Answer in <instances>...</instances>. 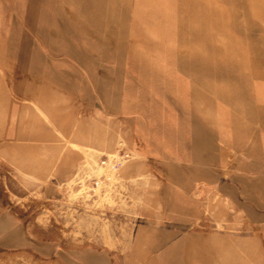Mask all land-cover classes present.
<instances>
[{
    "label": "rangeland",
    "instance_id": "374dc122",
    "mask_svg": "<svg viewBox=\"0 0 264 264\" xmlns=\"http://www.w3.org/2000/svg\"><path fill=\"white\" fill-rule=\"evenodd\" d=\"M0 264H264V0H0Z\"/></svg>",
    "mask_w": 264,
    "mask_h": 264
},
{
    "label": "bare ground",
    "instance_id": "6f19581e",
    "mask_svg": "<svg viewBox=\"0 0 264 264\" xmlns=\"http://www.w3.org/2000/svg\"><path fill=\"white\" fill-rule=\"evenodd\" d=\"M33 107L35 109V111L37 112V115L39 117H41L44 121H50V110L49 108H47V106H45L43 103H39V104H33ZM3 111V110H2ZM53 113V112H52ZM35 115V116H37ZM77 132H79L78 130L75 131L73 130L71 132L70 138L67 139L65 132L63 130H58L56 132V139H57V143L62 142V143H67L68 144V148H73V149H77V150H81L83 153L85 152V149L87 150H93L96 152H100V153H105L108 156V163H106L105 166L102 165H98L94 163V166L91 167V170L94 171V173L96 174L97 178H99L100 175H104L106 178L110 179L112 178V172L113 171H118V170H125L127 169L132 163L129 161H123V160H113V157H115L116 154V148H115V139L116 138H120L122 140L123 143H125L126 145L129 146L130 150L133 152L134 150H132V142H130L125 136H126V132L121 131V130H116L113 131V133L109 136V137H105V138H86L85 136H81L78 134ZM123 146V145H122ZM84 149V150H83ZM36 152L38 153V155H48L49 158L43 159V161L45 162H49L50 160V155L53 154L54 148L50 145L47 144H42L40 146L36 147ZM125 151V150H124ZM92 152V151H91ZM36 153V154H37ZM118 153V152H117ZM127 153V152H126ZM134 153V152H133ZM132 153V154H133ZM99 154V153H98ZM97 154V155H98ZM131 154V155H132ZM85 155V153H84ZM101 154H99L100 156ZM126 155V154H125ZM134 156H136V154H133ZM93 156V155H92ZM91 156V157H92ZM133 156V158L135 159V157ZM128 157V156H126ZM117 158V157H116ZM132 159V158H131ZM141 159H143L141 157ZM29 161H33L34 159H28ZM92 160V159H91ZM127 160V159H126ZM94 162V160H93ZM103 162V161H102ZM85 165V164H84ZM90 166V165H89ZM138 166V165H137ZM86 167V166H85ZM114 173V172H113ZM87 174V173H86ZM92 176V175H91ZM91 179V178H90ZM113 179V178H112ZM73 179L70 178V182ZM97 180V179H96ZM95 180V181H96ZM101 181V180H100ZM111 181V180H110ZM79 182V181H78ZM98 183V182H97ZM86 187V186H84ZM88 191V190H87ZM101 191V190H99ZM108 192V191H106ZM105 192V193H106ZM104 193V195H105ZM76 195V194H75ZM87 195V194H86ZM90 197V196H89ZM73 198V197H72ZM101 198V197H100ZM74 199V198H73ZM107 199V198H105ZM68 206V205H67ZM106 222V221H105ZM104 224V223H103ZM135 224V223H134ZM100 226V225H99ZM102 227V226H101ZM104 229V228H103ZM102 229V230H103ZM132 235V234H131ZM128 248V247H127ZM128 251V250H127ZM233 254V253H232ZM229 255V254H228ZM224 257V256H223Z\"/></svg>",
    "mask_w": 264,
    "mask_h": 264
}]
</instances>
